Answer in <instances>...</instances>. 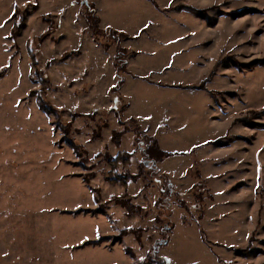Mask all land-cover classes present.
<instances>
[{"label": "rangeland", "instance_id": "rangeland-1", "mask_svg": "<svg viewBox=\"0 0 264 264\" xmlns=\"http://www.w3.org/2000/svg\"><path fill=\"white\" fill-rule=\"evenodd\" d=\"M35 1L13 38L14 4L27 13ZM91 1L99 25L126 33L121 45L136 52L119 88L126 109L113 92L114 48L92 36L80 2L0 0V264H264V130L250 126L264 114L249 113L264 107V67L234 64L264 60V0ZM179 3L207 12L166 9ZM45 32L37 68L50 78L47 99L65 108L63 121L69 111L109 121L100 139L84 116L64 135L30 96L39 84L26 41ZM215 65L204 89L189 86ZM120 106L162 149L184 153L144 164L130 131L116 146ZM105 151L132 153L126 167L142 178L124 196L105 178L112 163L96 157ZM127 198L137 214L118 205ZM130 227L140 229L122 236Z\"/></svg>", "mask_w": 264, "mask_h": 264}, {"label": "trees", "instance_id": "trees-1", "mask_svg": "<svg viewBox=\"0 0 264 264\" xmlns=\"http://www.w3.org/2000/svg\"><path fill=\"white\" fill-rule=\"evenodd\" d=\"M151 1V3L155 6H157V3L154 0H149ZM76 2H80L81 3V7H80V12H81V16L83 18V20L85 21V24L88 28V30L90 31V33L92 34V36L95 39H105L107 42V46H113L114 48V54H113V65L116 68V75H117V83L114 85L113 87V92L116 93V105L121 104L122 107H124L125 109L128 108L129 104L125 101V98L123 95L120 94V90L119 88L124 85L125 80H126V75L129 74V71L127 69V59L130 57H133L136 55V52L126 48L124 46L121 45V42L128 39V35L126 33H124L123 31H119L116 30L114 28H111L109 26L106 27H101L100 24V17L97 14V8L94 4L93 1L91 0H76ZM27 6H31L30 11H28L27 13L24 12L22 10V5H20L19 3H15L13 6V10L11 13V20H12V25H11V29H10V34L11 36H13V38L17 37L22 29L25 27V17L27 16L28 13L32 14L33 12H35L38 8V2L35 1L33 3H27ZM25 5V6H26ZM172 4H170L168 6V8L166 9H173L175 11H185L188 13H192V14H196L199 16H203L206 14L207 9H197L195 7H192L189 4H184V3H179V5H175L174 7H171ZM251 12H253L254 10L250 9ZM44 18V17H43ZM47 32L45 33H41L37 36H33L32 38H29L26 41V51L27 54L30 58L31 61V66L34 68V73H35V80L38 82L39 84V89L30 92V96H34L36 99V103L39 106V108L44 111V113H46V115H53L56 117V119L54 120L53 124L56 128H59L61 130V132L65 135H72V130L71 125L74 122V120L80 116H84L88 119H92L94 122L97 121L96 125L93 128V132L91 135V140L92 139H100L102 134V130L104 128H108L109 127V121H107L106 119H102L99 118L100 120L98 121V119H96V113H94V111L89 114V113H85V115H82L80 113H78L77 111H73L70 112L69 111V118L68 120H61L62 119V113L65 111V108H59L56 105L52 104L48 99H47V89L50 86V78L49 75L47 74V72L43 69H39L37 68V62H38V51H39V47L41 45V43L43 42L44 38L47 36ZM100 43V42H99ZM106 46V47H107ZM77 52L75 51H71V52H66L63 53L61 55V57L59 58V60H65L70 58L73 55H76ZM234 64L239 68V69H248V70H252L257 66H263L264 67V60L262 59H255L252 60L249 63L243 64V63H238L237 61H234ZM217 65L213 66V68L211 69L210 73L206 76L205 79H203L200 84H193V85H189L190 87H197V88H201L204 89L205 83L210 80L211 76L214 73L215 67ZM1 74V73H0ZM121 106L118 108V112L116 117L118 118L119 123L122 125V129L121 130H116V129H112L111 130V140L112 142L115 143L116 146H119L120 144V136H122L123 134L127 133L128 131L133 133V143L135 142V138L138 139V149H140L141 151V156L143 158V162L145 161H151L152 164L153 162L159 163L164 161L165 159L174 156V155H179L184 153L183 151H167L162 149L159 146L158 140L154 135H149L146 133V131L144 129H142L141 125L136 123V118L134 117H130V118H126L128 120L122 119L123 116L122 114L124 113L125 109L123 112H121ZM68 111V110H66ZM121 112V113H119ZM251 117H255L258 118L260 116H263L264 114V107L259 108V109H253L250 112ZM61 118V119H60ZM251 128L253 129H259V130H264V124L261 123H252L250 124ZM74 132V129H73ZM74 138V137H73ZM72 137L68 138L67 141L73 146L74 150H79V155H83L82 152H85V150L83 149L82 145L79 143L74 142ZM140 144V145H139ZM199 145H196L194 148H197ZM193 148V149H194ZM76 153H78L77 151H75ZM85 156V155H84ZM132 153L127 152V151H118V153H116V155H108L107 151L104 152V154L100 153L97 154L96 157H99L100 159H102L105 163H107L109 165V162L112 163V168L110 167L109 173L106 172L105 178L108 182H116L118 184H121V186L125 189V192L123 193L124 196L125 193L127 194L126 190L128 187V184L131 181H136L139 178H142L140 175L131 173L130 170L127 169L128 165H130L131 163V157ZM117 162H121L122 165L124 167H126V169H123V173L118 171L116 163ZM145 164V163H144ZM111 165V164H110ZM109 165V166H110ZM148 168V167H146ZM157 168V166H156ZM154 169V168H153ZM149 180H151L150 177H147ZM146 184L144 185V188H146ZM167 191V193L170 192V188L169 186H166L165 188ZM118 205H120L121 207L125 208L128 214H137L134 212L135 209H137L136 206L138 205H132L128 200L129 198H127V201L125 199H116ZM138 212V211H137ZM140 229V228H139ZM139 229H135L133 227H130L126 230L123 231V235H127L130 233H133L135 230H139ZM135 236V235H134ZM111 239H117V238H113L111 237ZM101 240H103L101 237H99L98 239L95 240H91V241H87L86 244H99L101 242ZM138 240V239H137ZM140 241V239L138 240ZM235 253L237 252L239 255H242L246 252V248H232ZM169 261L170 260H166ZM171 263V262H170Z\"/></svg>", "mask_w": 264, "mask_h": 264}, {"label": "water", "instance_id": "water-1", "mask_svg": "<svg viewBox=\"0 0 264 264\" xmlns=\"http://www.w3.org/2000/svg\"><path fill=\"white\" fill-rule=\"evenodd\" d=\"M144 163L146 164L147 163V161H144ZM155 164V162H153V165Z\"/></svg>", "mask_w": 264, "mask_h": 264}, {"label": "crops", "instance_id": "crops-1", "mask_svg": "<svg viewBox=\"0 0 264 264\" xmlns=\"http://www.w3.org/2000/svg\"><path fill=\"white\" fill-rule=\"evenodd\" d=\"M129 107V106H128ZM133 117V116H132ZM170 151V150H169Z\"/></svg>", "mask_w": 264, "mask_h": 264}, {"label": "flooded vegetation", "instance_id": "flooded-vegetation-1", "mask_svg": "<svg viewBox=\"0 0 264 264\" xmlns=\"http://www.w3.org/2000/svg\"><path fill=\"white\" fill-rule=\"evenodd\" d=\"M145 161V160H144Z\"/></svg>", "mask_w": 264, "mask_h": 264}]
</instances>
